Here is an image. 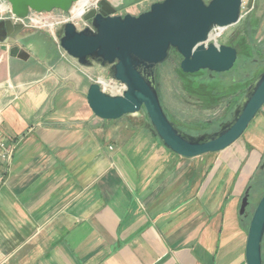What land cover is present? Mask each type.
<instances>
[{
	"label": "crops",
	"instance_id": "0c3cea01",
	"mask_svg": "<svg viewBox=\"0 0 264 264\" xmlns=\"http://www.w3.org/2000/svg\"><path fill=\"white\" fill-rule=\"evenodd\" d=\"M92 77L45 31L0 43V135L14 146L0 166V264H247L250 163L231 182L247 154L224 150L206 173L145 124L97 118Z\"/></svg>",
	"mask_w": 264,
	"mask_h": 264
},
{
	"label": "water",
	"instance_id": "95a60500",
	"mask_svg": "<svg viewBox=\"0 0 264 264\" xmlns=\"http://www.w3.org/2000/svg\"><path fill=\"white\" fill-rule=\"evenodd\" d=\"M10 4L12 13L26 19L31 12H69L80 0H0ZM255 0H162L149 10L134 16L117 15V7L108 0L100 9L84 15L89 22L83 30L73 23L60 31L59 47L82 67L99 65L108 68L111 79L124 85L122 94L105 92L98 82L86 95L92 113L105 121L146 111L151 128L169 151L184 158L222 152L245 133L264 106V72L248 88L229 122L214 134L192 136L178 129L161 104L157 70L172 49L182 57L185 74L200 71L226 73L238 59L236 48L211 42L216 30H227L240 23L242 9H253ZM22 24L0 20V43L15 44L34 34L23 33ZM249 189L241 201L240 216L247 218ZM264 196L256 206L248 227L246 263L264 264Z\"/></svg>",
	"mask_w": 264,
	"mask_h": 264
},
{
	"label": "rangeland",
	"instance_id": "374dc122",
	"mask_svg": "<svg viewBox=\"0 0 264 264\" xmlns=\"http://www.w3.org/2000/svg\"><path fill=\"white\" fill-rule=\"evenodd\" d=\"M159 1L162 0H139L138 2L139 4H143L144 10L147 11L153 3ZM244 1L247 3L248 0ZM135 3V0H122L116 14L122 16L126 14L138 16L141 14L138 10H135V14H132L130 10H128ZM246 5L247 4H245L242 9V20L240 23L222 31L218 37L213 38L211 41L237 49L238 59L230 72L217 77L214 83H209L207 81V74L189 77L183 73L180 68L182 57L172 55V53H170L168 60L158 67L157 81L163 109L169 120L186 134L197 136L216 133L222 124L231 120L234 110L239 105V100L241 99V97H237L243 94L249 85L264 71V0H255L252 10H248ZM143 7L141 5V8H138L142 9ZM247 23H252L256 26L259 25L260 27L253 38V42ZM60 30L56 31L54 36L50 32H46L53 42L57 44L58 48H60L58 43ZM37 41L40 43L38 39ZM259 46L262 48V54L260 55L257 54L254 49ZM93 70V81H96L99 77L105 78L106 80L111 79L108 68H103L95 64L93 65ZM246 77L250 82L241 84ZM233 83H236L240 87L236 95L231 88ZM113 92V94H115V91ZM123 118L135 119L137 123H143L145 125L149 124L144 109L135 115H129ZM225 151V156H229L231 153L233 154V160H237V154L241 151L247 154L246 161L241 164L238 161V175L231 181L234 184L241 175L244 176L245 170L247 169L245 166H248L250 163L248 167L247 183L244 187L245 191L247 187L257 180L256 175L259 174L258 164L261 158L264 159V106L242 137ZM220 155H222L221 152L208 153L195 158L202 160V162H200L201 160H199V162L206 173L209 171L213 173L214 169L218 167L217 163L214 161L219 159ZM232 157L231 159L229 158V162L232 161ZM226 158L228 159L227 156L225 159ZM221 161L225 163L224 166L228 167V169L225 170L227 176L230 175L231 170L233 173L236 172L234 171L236 169L235 164L233 168H231L224 159H221ZM242 171L244 173H242ZM260 192L261 190H256L254 192L247 209L248 217H242L246 227H249L251 216L257 206ZM239 212L240 210L238 211V215H240Z\"/></svg>",
	"mask_w": 264,
	"mask_h": 264
},
{
	"label": "built area",
	"instance_id": "2783aa9c",
	"mask_svg": "<svg viewBox=\"0 0 264 264\" xmlns=\"http://www.w3.org/2000/svg\"><path fill=\"white\" fill-rule=\"evenodd\" d=\"M101 1L102 0H89L88 4L82 7L80 5V0L78 3L74 4L72 9L67 13L62 11H54L51 13L31 12L26 19L18 18L12 13L10 4L2 1L0 3V20H10L15 24H22L27 31H45L50 32L54 36L56 31H59L68 23H73L79 30H83L87 26H90L89 22L84 20V15L92 9L99 10ZM81 10L82 13H80ZM217 31L218 30H216V32ZM59 49L63 57H69L61 48ZM94 82H98L107 93L113 94V91H115V95L122 94L125 89L124 85L113 79L106 80L105 78L99 77ZM13 155L14 146L9 144L0 135V166L9 165L13 159ZM1 183L2 177L0 176V184Z\"/></svg>",
	"mask_w": 264,
	"mask_h": 264
},
{
	"label": "trees",
	"instance_id": "16d2710c",
	"mask_svg": "<svg viewBox=\"0 0 264 264\" xmlns=\"http://www.w3.org/2000/svg\"><path fill=\"white\" fill-rule=\"evenodd\" d=\"M248 24V23H247ZM259 25H254V24H248V29H249V33H251L250 34V36H251V38H252V42H253V38L255 37V35L257 34V32H258V30H259ZM255 50H256V52H257V54H262V48L259 46V47H255L254 48ZM264 50V49H263ZM261 52V53H260ZM264 52V51H263ZM170 53H172V55H175V56H178V57H180V55H179V53L176 51V50H174V49H172L171 50V52ZM246 63H248V62H246ZM246 63H244V64H246ZM230 72V71H229ZM264 72V71H263ZM262 72V73H263ZM226 73H228V72H226ZM226 73H211V72H209V71H200L199 73H196V74H186L187 76H189V77H197V76H202L203 74H207V81L209 82V83H214L215 82V80L217 79V77H219V76H221V75H224V74H226ZM261 73V74H262ZM259 77V76H258ZM257 77V78H258ZM256 78V79H257ZM244 82H241V84H247V83H249L250 82V80L246 77V78H244V80H243ZM256 80H254L253 81V83L255 82ZM253 83H251L250 85H249V87L253 84ZM248 87V88H249ZM232 91L235 93V95L237 94V92H239V89H240V87L236 84V83H233V85H232ZM248 88H247V90H248ZM246 90V89H245ZM247 90L243 93V94H241V95H239L237 98H239V97H241V99L239 100V104H240V102L242 101V99H243V97H244V95L246 94V92H247ZM234 98H236V97H234ZM237 102H238V100H237ZM236 109V108H235ZM235 111V110H234ZM149 120V119H148ZM147 127H149L150 129H151V131L153 132V134L156 136V134H155V132L153 131V129L151 128V124H150V121H149V124H147L146 125Z\"/></svg>",
	"mask_w": 264,
	"mask_h": 264
},
{
	"label": "flooded vegetation",
	"instance_id": "af4514ba",
	"mask_svg": "<svg viewBox=\"0 0 264 264\" xmlns=\"http://www.w3.org/2000/svg\"><path fill=\"white\" fill-rule=\"evenodd\" d=\"M232 118V117H231ZM230 121V120H229ZM228 121V122H229ZM227 123V122H226ZM219 131V130H218ZM217 131V132H218ZM214 134V133H213ZM258 171H259V174L256 175L257 176V180L252 184L250 185L249 187H247V189L244 191L243 193V197L245 195V192L249 189V205H250V201L252 200V196L254 195V192L256 190H261L260 194H259V199H258V202H257V205L258 203L260 202V200L262 199V197L264 196V159H260L259 161V164H258ZM262 188V189H261ZM242 197V198H243ZM242 201V200H241ZM249 207V206H248ZM248 209V208H247Z\"/></svg>",
	"mask_w": 264,
	"mask_h": 264
},
{
	"label": "bare ground",
	"instance_id": "6f19581e",
	"mask_svg": "<svg viewBox=\"0 0 264 264\" xmlns=\"http://www.w3.org/2000/svg\"><path fill=\"white\" fill-rule=\"evenodd\" d=\"M89 0H81L80 2V5L82 7L86 6L88 4ZM80 13H82V10L80 11ZM222 30H218L217 32L214 31L212 34H211V38H216L219 36V34L221 33Z\"/></svg>",
	"mask_w": 264,
	"mask_h": 264
}]
</instances>
